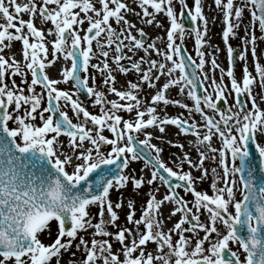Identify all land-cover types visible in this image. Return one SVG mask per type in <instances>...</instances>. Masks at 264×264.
I'll return each mask as SVG.
<instances>
[{"label":"snow or ice","instance_id":"6c2138e0","mask_svg":"<svg viewBox=\"0 0 264 264\" xmlns=\"http://www.w3.org/2000/svg\"><path fill=\"white\" fill-rule=\"evenodd\" d=\"M206 7L223 49L211 43ZM149 26L164 34L150 38ZM258 42L264 0H0V264H264V175L250 151L264 173ZM116 72L137 79L118 88ZM85 91L98 112L80 99ZM170 106L184 111L169 115ZM168 126L191 135L197 154L182 152L176 170L153 142L185 148L167 139Z\"/></svg>","mask_w":264,"mask_h":264},{"label":"rangeland","instance_id":"374dc122","mask_svg":"<svg viewBox=\"0 0 264 264\" xmlns=\"http://www.w3.org/2000/svg\"><path fill=\"white\" fill-rule=\"evenodd\" d=\"M187 2L191 6L192 0H187ZM205 2L206 3H210V0H205ZM177 11L179 12V6H177ZM205 15L209 18V28H210L209 34L210 35L212 34V38L214 37V34L216 36L221 37L222 26H221V24H218V20L215 23L212 22V16L214 15V13L212 11H210L208 9V7L205 8ZM24 18L28 19V16L25 15ZM36 23L39 24L38 27L41 26V23H40L39 20H37ZM165 24H167L166 20H165ZM140 26H143V25H140ZM146 31L148 32V35H149L150 38H155L157 35H163L164 34L163 29L152 28L150 26H149L148 30H147V27H146ZM231 42L233 43L234 47H239V45H240V41L238 39H233V40H231ZM212 44L213 45H217L218 44L221 49L224 48V45H223V42H222L221 38H220V40L218 42H215V43H212ZM15 45H18L17 50H19V48L21 46L20 43L16 42ZM185 45H186L187 52L191 53L193 55V57H195L194 36L190 37V36L186 35V37H185ZM94 47H95V42H94ZM259 50H264V43L258 42V51ZM96 51H97V55H99V50L97 49ZM125 51H127V50H125ZM111 54L112 53L110 51V55ZM139 55H144V53L141 51L139 53ZM219 57L221 58V60L224 59L223 66L227 67L228 61H227V58H226V54L224 52H221L219 54ZM249 59L251 61V57H249ZM92 62L96 63L97 60L93 59ZM262 62H264V59H262ZM62 63H64V61L61 60V61L57 62L56 65H60ZM110 63H111V61H110ZM123 63H125L127 65L129 62L124 61ZM48 71H49V69H48ZM90 71H92V70L90 69ZM52 72H53V75H51L50 72H49L50 76H52L53 78H57L58 77V73L56 72V70H54ZM115 74H116V76L119 77V79L117 81V87L118 88L124 87L126 80L135 81L137 79V75L134 72L130 73L127 76H125L124 74H121L119 72H116ZM237 75H238V77L240 75V69L239 68H237ZM16 79H17V82L20 83V78L16 77ZM226 80H227V78H226ZM89 83L91 84L92 81L90 80ZM96 83H97L98 86L102 87L101 78L97 77ZM59 87L63 88V89H69V88H72V85L71 84H60ZM37 90H39V88ZM170 95H171L172 98H177V90L175 88H173L171 90V92H170ZM74 98H75V96H74ZM113 98H115V97L112 94H109V99H113ZM180 98H182V97H180ZM80 99L83 100L85 102V104L89 107V111L94 112V113L98 112V108H93L92 107L91 98L90 97L88 99H85L81 95ZM231 102H232L231 98H229V103H231ZM189 103H191V101H189ZM221 107H223V105H221ZM182 111H184V110L179 109V108L174 107V106H170L169 109H168L169 115H177V114H179ZM122 115H126V114L122 113ZM69 116L70 117L73 116V113H72V111L70 109H69ZM176 132H177V129L174 126H168V128L166 130V137H167V139H171V140L183 143L185 145L184 149H180V148H177V147H172V146H170V145H168L166 143H162L159 140H154L153 141L154 143H157V144L161 145L164 148V152L162 153V158L168 163V165L170 167H173L174 170H176V164L174 163V161H177L179 159V157L182 154V152L190 151L192 159L195 160L197 158L196 151H195V149H193L191 147V143H190L193 140V137L191 135H188V136H184V135L176 136L175 135ZM105 134L106 135H110L107 132H105ZM140 138L143 139L142 136ZM258 142L264 144V138H258ZM143 164H144V161L143 160H139V161L132 162L130 167L135 170V173L137 175H139L140 174V170L143 168ZM237 164H239V160H237ZM205 166L214 167L215 165H209V162L206 161L205 162ZM184 169L185 170L188 169V165L186 163L184 165ZM69 171H71V168H69ZM144 171L147 172L148 170L144 169ZM193 174L197 175V176L199 175V173L196 172L195 170H193ZM166 188H167V186H162L160 188V193H158V196L162 195L166 191ZM197 189L198 190H208L209 189V182L207 180H205L202 183H198L197 184ZM148 191H149V188H148L147 185H145L142 194H140V195L135 197L136 208H137V216H139V214H140L141 206L144 205L145 201L148 198L147 197ZM117 195L118 194L114 192L113 193V199H116ZM130 195L131 194L128 191H125V198H128ZM181 195H185L187 199H191V194H185L183 191H181ZM237 198H241L239 193H238ZM169 206H171V205H169ZM178 215L179 214H177V217H178ZM177 217H174L173 219H176ZM202 219H203V217H202ZM170 222H172V221H170ZM112 230L115 231V229H112ZM55 234H56V225H55V223H53V235L51 237L44 236V237H42V239L44 240V242L46 244L47 243H51L52 240L55 238ZM200 235L202 236L203 233L201 232ZM231 246H233V248L235 250V246L234 245H231ZM118 247H119V245L114 244L113 250L115 251ZM73 251H75V249H73ZM77 255H79V253H77ZM241 258L243 259V256ZM65 259L66 260L68 259V255L67 254H65V256H64V260ZM53 264H54V262H53Z\"/></svg>","mask_w":264,"mask_h":264},{"label":"bare ground","instance_id":"6f19581e","mask_svg":"<svg viewBox=\"0 0 264 264\" xmlns=\"http://www.w3.org/2000/svg\"><path fill=\"white\" fill-rule=\"evenodd\" d=\"M129 18H130V19H133V20L136 19V17L132 16L131 14L129 15ZM218 24H220L219 20H218ZM38 25H39V24H37V26H38ZM148 28H149V27H147V30H148ZM209 36H210V38H211V43L218 42V41L220 40V38H221V37H219V36H216L215 34H214V37H213V38H212V34H211V35L209 34ZM17 48H18V45H15V46H14V51L17 50ZM109 51H111V50H109ZM18 58H19V57H18ZM219 61H220L221 64L223 65L224 59L221 60V58L219 57ZM59 67H60V65H56L55 67L50 68V69H49L50 74L53 75V72H52V71H54V70H56V72H57V69H58ZM118 79H119V77L117 76V81H118ZM158 86H159V85H158ZM170 207H171V206H169V205H165V206H164V214H165V216L168 215V210H169ZM168 226L171 227V226H172V222L169 221V222H168ZM116 245H118V244H116ZM148 247H149V249L151 250V249L154 248L155 246H154L153 244H149ZM65 261H67V260L65 259Z\"/></svg>","mask_w":264,"mask_h":264},{"label":"water","instance_id":"95a60500","mask_svg":"<svg viewBox=\"0 0 264 264\" xmlns=\"http://www.w3.org/2000/svg\"><path fill=\"white\" fill-rule=\"evenodd\" d=\"M185 22L187 23L188 27H192V26H193L192 22L189 21V20L187 19V17H185ZM82 95H83L85 98H88L86 91H85ZM250 151L253 153L251 159H252V161H253V166H254V167L256 168V170H257V176L259 177L260 175H264V173H261V172H260V168L262 167V165H261V160H260V158H259V154H258V152H257V150H256L254 144H251V145H250ZM177 182H178V181H176L175 178H173V183H177ZM257 182H259V180H258Z\"/></svg>","mask_w":264,"mask_h":264}]
</instances>
